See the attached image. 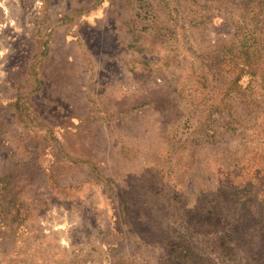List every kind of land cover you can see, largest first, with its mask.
I'll return each instance as SVG.
<instances>
[{"label": "rangeland", "instance_id": "374dc122", "mask_svg": "<svg viewBox=\"0 0 264 264\" xmlns=\"http://www.w3.org/2000/svg\"><path fill=\"white\" fill-rule=\"evenodd\" d=\"M0 264H264V0H0Z\"/></svg>", "mask_w": 264, "mask_h": 264}]
</instances>
